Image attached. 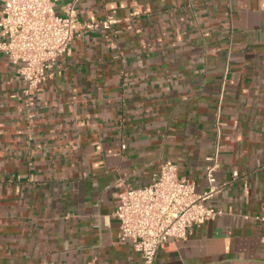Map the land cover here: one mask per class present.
<instances>
[{"label":"crops","instance_id":"crops-1","mask_svg":"<svg viewBox=\"0 0 264 264\" xmlns=\"http://www.w3.org/2000/svg\"><path fill=\"white\" fill-rule=\"evenodd\" d=\"M76 13L116 21L77 32L29 98L0 52V264H139L113 216L120 193L166 159L201 191L213 153L226 185L208 202L223 212L155 264H264V0H80Z\"/></svg>","mask_w":264,"mask_h":264},{"label":"built area","instance_id":"built-area-1","mask_svg":"<svg viewBox=\"0 0 264 264\" xmlns=\"http://www.w3.org/2000/svg\"><path fill=\"white\" fill-rule=\"evenodd\" d=\"M79 1L0 0V52L17 67L26 82L24 94L28 98L35 87L51 77L55 59L69 53L77 32L109 28L116 21L112 15L81 21L76 13ZM137 13L132 10V14ZM206 159V186L201 191L196 190L194 180L180 176L176 164L166 159L148 183L128 185L120 193L113 216L118 220L120 238L129 241L139 254V264H155L158 250L166 241L183 239L193 225L223 212L208 201L224 189L226 182L216 176V155ZM232 176L237 177L238 171L234 170Z\"/></svg>","mask_w":264,"mask_h":264}]
</instances>
